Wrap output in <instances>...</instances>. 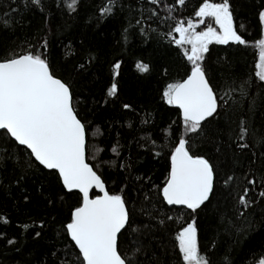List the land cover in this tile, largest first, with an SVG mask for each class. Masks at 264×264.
Returning <instances> with one entry per match:
<instances>
[{
    "label": "snow or ice",
    "instance_id": "6c2138e0",
    "mask_svg": "<svg viewBox=\"0 0 264 264\" xmlns=\"http://www.w3.org/2000/svg\"><path fill=\"white\" fill-rule=\"evenodd\" d=\"M80 2L58 0L57 7L67 9V14L72 16L78 12ZM187 2L174 0L169 4L165 0H145V4L152 7L139 9L141 19L136 20V25L140 26L141 35H146L143 27L146 20L173 21V13L178 8H185ZM21 5L25 11H45L44 0H10L9 11L0 15V24L5 31H14L15 25L20 23L14 15L20 14L22 19ZM118 6L123 8L121 0H106L99 9V16L115 15ZM159 9L166 15L162 17ZM145 11L148 13L146 20ZM193 16L186 21H176L162 37L169 38L180 50L178 55L182 58L183 76L165 83L160 92V100L176 110L182 132L169 149L163 181L152 184L150 192L144 194L143 202L136 200L131 206L125 192L128 184L124 183L119 191H110L103 175L104 169L109 168L116 170L119 177L131 165L127 162L117 164L116 160L105 158L102 155L105 148L90 144V129L93 138L103 132L99 126L93 128L91 122L82 119L77 108L80 103L77 81L91 72L96 57L89 56L70 69H58L45 38L39 41V47L28 44L20 51L13 48L0 59V185L11 163L9 185L21 186V182L37 174L45 178L39 195L46 207L62 208L67 198H76L65 219L59 221L61 229L57 235L67 242V247L63 254L51 252L56 264H232L227 253L213 260L215 241L211 248L201 249L200 212L212 203L218 184L228 191L235 218L244 220L249 227L252 224L249 217L256 209L264 212V135L259 133L252 120L258 107L257 100L264 102V3L257 11L261 36L255 41L259 57L255 64V80H243L239 86L235 81L229 82L226 76L220 78L219 84H214V74L210 75L213 70L207 64L212 44H249L235 25L232 0H200ZM128 31L127 27L123 29L125 42ZM174 34H178V38ZM122 63L119 58L110 62L109 83L102 90L105 105L118 97ZM135 68L140 74L151 71V66L140 60ZM169 71L168 66H162L161 75L167 78ZM252 88L259 89L261 95L252 96ZM237 92L240 98L234 99ZM245 104L246 109L242 107ZM120 107L125 112L135 111L133 104L128 102H123ZM237 118L239 130L235 133L231 126ZM221 121L234 132V138L230 137V140L236 154L227 170L214 163V158L193 151L197 141L205 143L210 139L208 127ZM141 122L148 123V120ZM215 132L217 138L213 143L220 152L219 137L223 129L217 127ZM166 135L170 136V131L166 130ZM152 145L156 147L154 140ZM120 147L117 140L107 151L119 158ZM164 147L168 145H161L155 155L160 156ZM249 149H252L251 158L245 167L241 157ZM237 168L245 170L238 176ZM241 181L244 182L242 188ZM152 191L157 195L155 201L150 194ZM21 195L25 204L31 203V195L23 187ZM173 209L184 210V216L180 218L183 222L169 214ZM137 212L146 219L137 220ZM57 220L58 215H51V221L41 219L20 227L24 231L30 227L39 229L32 237L39 240L49 223L55 224ZM0 222L3 225L11 223L4 215H0ZM221 223L225 231L235 227L234 221L227 217H222ZM0 240L20 251L16 247L17 238L0 232ZM70 250L72 260L67 258ZM259 264H264V258Z\"/></svg>",
    "mask_w": 264,
    "mask_h": 264
},
{
    "label": "trees",
    "instance_id": "16d2710c",
    "mask_svg": "<svg viewBox=\"0 0 264 264\" xmlns=\"http://www.w3.org/2000/svg\"><path fill=\"white\" fill-rule=\"evenodd\" d=\"M57 2L58 0H44L43 13L36 9L25 11L21 5L22 19L20 14L14 15L15 20L20 21L15 25L14 31H5L0 24V59L13 48L20 51L28 44L39 47V41L45 38L49 41L52 59L58 69L61 67L70 69L74 64L86 61L89 56L96 57L92 62L91 72L77 81V91L80 94L77 97L80 101L77 108L82 119L91 122L93 128L99 126L103 132V135L93 138L90 129V144L105 148V153H102L105 158L116 160L117 164L127 162L131 165L128 171L121 172L119 177L116 176V170L104 169L103 175L108 189L119 191L123 184L127 183L128 188L125 192L130 206L136 200L143 202V196L150 192V186L163 181L169 149L182 132L176 110L160 100V92L165 83L183 76L182 58L178 55L180 50L170 43L169 38L162 37L174 27L176 21L194 18V8L198 7L200 0H188L185 8H178L173 13L175 17L173 21L146 20L148 13L145 11L146 22L143 27L146 35H141L140 26L136 25V20L141 19L139 9L152 7L146 5L145 0H121L123 8L118 6L115 15L106 18L99 16V9L106 0H81L78 12L72 16L67 14V9L58 8ZM165 2L172 4L174 0ZM9 3L10 0H0V15L9 11ZM232 3L235 8V25L249 44L248 46L212 44L209 46L207 64L213 70L210 75L214 74V84H219L220 78L226 76L229 82L235 81L239 86L243 80H255V64L259 58L255 41L261 36L257 11L264 0H232ZM159 11L162 17L166 15L163 9ZM241 25L244 27L241 28ZM126 27L129 31L125 42L122 33ZM152 29L157 31L153 32ZM117 58L123 61L121 75L118 78V97L105 105L102 90L109 83L110 62ZM138 60L148 63L151 71L140 74L135 68ZM165 65L170 69L167 78L161 75V68ZM250 93L257 97L261 95L257 88L250 89ZM239 98V93H235L234 99ZM123 102L133 104L135 111H123L120 107ZM257 105L252 120L259 133L264 135V102L258 99ZM242 107L246 109V104ZM144 119H147L148 123H142ZM173 121L176 123L173 124ZM238 123L237 118L236 123L231 126L235 133L239 130ZM217 127L223 129L219 137L222 147L220 152L216 150L217 144L213 143L217 138L215 132ZM166 130L170 131V136L166 135ZM207 131L210 139L205 143L197 141L193 145V151L214 158V163L227 170L236 154L235 145L230 140V137L234 138V132L226 127L223 121L218 125L209 126ZM117 140L121 146L119 158L107 151ZM153 140L156 147L152 145ZM251 142L249 137V143ZM161 145L168 147H164L162 154L156 156L155 153L161 150ZM251 151L252 149L247 150L241 157L245 167L251 158ZM216 157L219 159H215ZM90 162L94 163L91 160ZM244 170L245 168H237L238 176ZM125 177L128 179L125 180ZM11 179L9 163L8 172L4 174L3 184L0 185V215L8 217L11 223L3 225L0 222V232L17 238L19 243L16 247L20 251L0 240V264H42L43 261H47V264H56L51 252L59 251L63 254L67 247V242L57 235L61 229L59 221L65 219L68 208L76 203V198L74 196L67 198L62 208L54 210L46 207L39 195L40 185L45 181L43 176L37 174L30 177L21 182V186L9 185ZM243 183L241 181V188ZM21 187L31 195V203L23 202ZM150 194L155 201L157 199L155 191ZM169 214L180 220L184 216V210L177 212L173 209ZM51 215H58V220L55 224L49 223L39 240L32 238L34 231L39 229L30 227L24 231L20 227L26 223L31 225L41 219L51 221ZM222 217L232 219L235 227L225 231L221 223ZM136 218L146 219L140 216L139 212ZM249 219L252 221L251 227L244 220L235 218L231 208V197L222 184H218L217 194L213 197L212 203L201 211L198 217L201 249L211 248L212 242L215 241L214 261L227 253L232 264H259V260L264 258V212L257 208ZM238 228L244 230L238 231ZM67 258L69 260L74 258L72 250L69 251Z\"/></svg>",
    "mask_w": 264,
    "mask_h": 264
},
{
    "label": "rangeland",
    "instance_id": "374dc122",
    "mask_svg": "<svg viewBox=\"0 0 264 264\" xmlns=\"http://www.w3.org/2000/svg\"><path fill=\"white\" fill-rule=\"evenodd\" d=\"M201 28H203V26H201ZM198 30H200V29H198Z\"/></svg>",
    "mask_w": 264,
    "mask_h": 264
},
{
    "label": "water",
    "instance_id": "95a60500",
    "mask_svg": "<svg viewBox=\"0 0 264 264\" xmlns=\"http://www.w3.org/2000/svg\"><path fill=\"white\" fill-rule=\"evenodd\" d=\"M177 35V37H178V34H176ZM78 251V250H77Z\"/></svg>",
    "mask_w": 264,
    "mask_h": 264
}]
</instances>
